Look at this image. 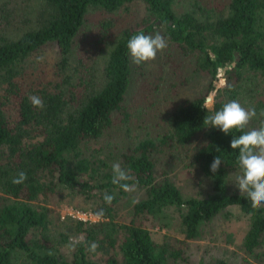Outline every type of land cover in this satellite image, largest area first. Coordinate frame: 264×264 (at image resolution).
Instances as JSON below:
<instances>
[{
  "label": "trees",
  "instance_id": "obj_1",
  "mask_svg": "<svg viewBox=\"0 0 264 264\" xmlns=\"http://www.w3.org/2000/svg\"><path fill=\"white\" fill-rule=\"evenodd\" d=\"M14 1L19 0L6 2ZM37 1V15L20 20L28 26L15 37L0 33V264H172L184 258L175 248L178 241L165 234L161 240L154 239L147 225L169 228L170 214L176 209L182 242L198 240L205 226L230 206L248 216L242 246L253 253L263 241L264 207L253 209L247 194L230 192L228 187L231 172L242 174L239 152L231 148L233 136L242 133L233 130L226 135L203 121L225 103L239 101L245 82L264 81V0H227L212 15L195 9L194 3V8L177 12L176 0ZM134 2L145 4L143 24L120 30L105 57L92 54L97 61L86 51V56L79 49L76 53L89 11L111 14ZM3 16L2 27L14 25L13 16ZM103 28L107 32L110 23L104 22ZM140 32H158L170 49L176 48L165 59L173 73L172 66L175 74L183 75V61L192 57L195 62L191 58L189 66L207 75L209 84L204 93L167 106L168 131L158 141L142 139L114 155L104 152L101 142L117 116L130 115L126 102L132 66L127 42ZM52 46L56 58L51 70L34 73L30 80L27 61ZM87 58L88 63L83 61ZM144 69L140 64L141 76L146 74ZM220 72L226 83L217 89L207 110L206 96ZM30 96L40 97L44 107H34ZM10 103L11 116L4 109ZM259 106L257 112L263 107ZM159 145L182 148L210 181L209 193L185 197L173 180L159 176L153 159ZM217 155L223 163L212 173L210 165ZM114 162L128 170L134 178L129 183L143 191L125 214L119 205L126 192L112 183ZM20 171L27 173V180L13 184ZM60 189L84 196L88 199L84 209L93 214L103 209V216L94 222L67 220L64 231L54 230L51 208L44 201ZM105 194L114 196L111 205L105 202ZM93 242L99 245L95 253L88 251ZM67 246L70 257L63 252Z\"/></svg>",
  "mask_w": 264,
  "mask_h": 264
},
{
  "label": "rangeland",
  "instance_id": "obj_2",
  "mask_svg": "<svg viewBox=\"0 0 264 264\" xmlns=\"http://www.w3.org/2000/svg\"><path fill=\"white\" fill-rule=\"evenodd\" d=\"M0 0V20L3 14L8 13L13 16L15 21L13 26L9 28L2 27L5 25L4 20L1 21L0 33H6L9 37H15V34L21 32V28L27 25L20 20L37 15L39 2L27 1L22 2H6ZM204 13L217 14L223 8L227 0H176V11L183 12L192 7ZM198 13V12H197ZM147 9L142 2H134L127 4L114 13H106L98 10H91L87 14L77 41L80 48H76V53L82 52V56H86V52L91 54V59L97 58L92 54H96L99 58L105 57L106 51L111 46L112 40L125 27L139 26L143 24L146 18ZM15 16V17H14ZM4 17V16H3ZM108 21L110 28L105 32L103 23ZM28 26V25H27ZM4 35V34H2ZM155 35V34H152ZM83 44L81 45V43ZM89 46L90 50L87 51ZM83 47V49L81 48ZM56 48L48 47L40 54H35L27 61V75L31 80L32 74H39L41 70L50 71L55 61ZM176 48L167 47L162 53L157 55L155 61L143 63L146 74L140 75V65L132 62V75L127 98V109L130 115L125 117L117 116L114 127L109 130L102 138L104 152L112 154H120L123 147H134L135 144L146 138H153L158 141L162 135L167 133V106H172L181 99L191 98L196 94L204 93L209 84V77L203 73L196 72L192 69L191 58L185 59L183 69L175 74L165 62L166 54L175 53ZM76 55V54H75ZM77 58V56H76ZM178 56L175 55L176 60ZM88 59V58H87ZM81 59L84 62H90V59ZM194 58L192 63L194 64ZM177 64V63H176ZM177 78V79H176ZM226 76L223 72L217 75L214 89L208 93L205 101H208L207 107L212 108L215 102L217 89L224 87ZM257 85L245 82V90L242 97H239V103L245 108H258L260 104L263 107L257 112L255 118L249 123L247 129L260 128L264 124V81L257 79ZM13 103L4 106L5 112L11 116L14 113ZM260 108V106H259ZM98 143L97 145H99ZM158 144V143H157ZM103 152L100 154L103 158ZM155 169L159 176H166L173 180L180 188L183 196L201 197L209 193L210 181L203 176L194 166V163L185 153V151L177 146L171 145L166 148L159 145V152L153 155ZM239 171H233L229 175V191L240 192L235 185L236 175H240ZM143 191L136 189L126 192L124 198L120 201V212L124 213L131 205L141 198ZM44 204L51 208L50 215L54 217L52 228L54 230L64 231L63 224L65 221H83L77 217V212L91 213L92 219H86L83 222H94L97 220L95 214L87 207L88 199L82 195H73L70 192L60 189L57 193L51 195ZM88 216V215H87ZM171 226L169 228H160L157 225L147 226L154 239L161 240L162 235H168L173 240L178 241L175 248L182 251L183 259L173 260L172 264H216L223 260L224 264H264V235L261 244L255 248L253 253H248L242 246V239L249 226L248 216L243 214L237 206H230L219 213L207 226H205V234L198 240L183 241V235L179 222V212L176 209L170 214ZM52 232V229H51ZM53 233V232H52ZM36 236V232L33 233ZM82 237V236H81ZM63 252L67 256H71L69 247H63ZM102 252H98L101 255Z\"/></svg>",
  "mask_w": 264,
  "mask_h": 264
},
{
  "label": "clouds",
  "instance_id": "obj_3",
  "mask_svg": "<svg viewBox=\"0 0 264 264\" xmlns=\"http://www.w3.org/2000/svg\"><path fill=\"white\" fill-rule=\"evenodd\" d=\"M168 47V42L158 32L155 35L144 34L143 32L134 34L127 42V49L134 64L140 65L150 61H155L157 55L162 53ZM32 105L42 109L44 103L38 96L28 98ZM208 101H205V109ZM257 115L255 108H245L239 101L232 100L225 103L219 111L207 115L203 124L211 128L221 130L228 135L233 130L240 131L242 134L233 136L231 148L238 150V165L242 169V174L236 175L235 185L242 195L247 194L251 201L253 209L264 207V126L256 129L246 130L249 123ZM264 115V113H262ZM220 152V149H216ZM223 161L220 156H216L210 165L212 173H216ZM112 183L118 185L123 191L130 192L136 187L133 177L129 171L122 168L119 162L112 164ZM27 173L20 171L13 178L12 183L19 185L27 180ZM114 196L105 194L104 200L111 205ZM96 217L99 219L103 216V209L97 212ZM99 245L93 242L88 251L95 253Z\"/></svg>",
  "mask_w": 264,
  "mask_h": 264
},
{
  "label": "built area",
  "instance_id": "obj_4",
  "mask_svg": "<svg viewBox=\"0 0 264 264\" xmlns=\"http://www.w3.org/2000/svg\"><path fill=\"white\" fill-rule=\"evenodd\" d=\"M88 215V216H87ZM92 214L89 213V214H85V213H80V212H77V217L82 219L83 221H86V219H92L91 216Z\"/></svg>",
  "mask_w": 264,
  "mask_h": 264
}]
</instances>
